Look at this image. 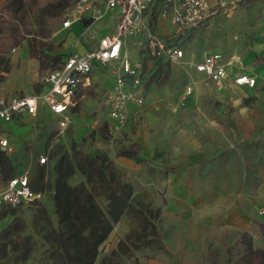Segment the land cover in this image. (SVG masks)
Wrapping results in <instances>:
<instances>
[{
	"label": "crops",
	"instance_id": "1",
	"mask_svg": "<svg viewBox=\"0 0 264 264\" xmlns=\"http://www.w3.org/2000/svg\"><path fill=\"white\" fill-rule=\"evenodd\" d=\"M91 3L92 9L87 12L83 22H74L71 28L60 32L56 27L53 35L45 41L56 40L58 44L60 39L67 38L71 40V49L67 53H84L95 48L101 36L114 33L119 18L118 10L107 8L105 0H91ZM163 5L164 0H156L146 13V21L158 34L168 38L175 37L177 29L172 22L174 8L171 7L170 13L163 16ZM96 9L103 16L97 23H92L90 18L96 14ZM239 10L244 17L240 25L243 31L252 32V38L245 54L237 51L231 53L241 57L244 68L240 70L236 66L228 67L229 76L224 80L223 87L217 86L204 73L194 68L171 64L172 77L164 86L167 87V92L174 87L182 73L188 76V81L177 98L184 100V104L179 105L180 109L167 110V98L159 96L157 99L153 95L145 106L131 105L129 121L119 130H114L115 122L110 118L107 108L103 106L104 111L98 113V117L105 118L111 131L121 136L120 146L133 141L142 145V156L146 161L138 163L118 156V149L113 148L110 152L107 143L100 140V144L98 143L101 151L110 155L123 175L128 177L127 181L133 184V202L151 203L152 207L161 209L167 222L170 220L176 223L172 226L175 230L172 233L173 245L168 246H172L174 250L168 249L164 254L175 255L179 264H214L217 254H221L220 260L230 261L229 248L233 243L229 241L235 238V233L260 232V224L264 221L259 217L260 210L264 209V173L251 175L257 169L264 170V162H261L264 160V0L243 2L237 11ZM155 11L157 20H154ZM236 12L227 18L233 19ZM215 18L217 17L210 19L205 27L212 24ZM90 25L96 31L95 39L84 35L86 27ZM132 38L133 45L127 44L125 54L131 62H143V50L135 43L136 38ZM30 50L26 41L6 55V63L0 64V99L43 95L49 91L50 85L43 77L59 67V64L51 65L50 59L61 53L55 55L52 50L47 51L49 59L42 63L31 57ZM213 52L206 50L200 60L196 55L186 60L199 62L207 53ZM216 52L227 58L231 56ZM6 64L10 65L9 71L4 69ZM240 73L255 77V87L237 85L235 78ZM148 81L147 77L140 89L143 97L144 86ZM89 82L90 85L78 92L80 95L77 94V104H82L88 92L102 84L107 87L104 97L114 87L115 75L111 68L96 63ZM192 82L195 91L185 97V88ZM209 102L212 105L215 103L217 107L206 108L205 105ZM46 107L49 108L39 99L37 115H41L42 121H46V113L43 112ZM73 107L65 115L70 118L68 127L70 124L73 126L71 140L80 143L87 133L85 129L95 122L89 119L87 121L90 123H83L86 119L74 113ZM49 110V118L57 120L60 131L59 122L63 115L54 113L50 108ZM37 115L24 113L15 116L11 122L0 120L16 150L14 156L17 159L20 158V151L26 148L36 150L40 156L57 143L58 134L52 136L48 127L44 131V140L38 139V130L33 123V117ZM136 119H142L138 126ZM83 149L86 153L87 149ZM128 221L130 218L125 215L116 225L110 237L102 244V252L95 264H99L115 248L119 237L122 238L123 233L128 230ZM165 236L169 235L165 232ZM259 236L261 237L260 233ZM171 241L170 237V243ZM12 261L13 256H10L0 261V264H11ZM139 264H144L143 260Z\"/></svg>",
	"mask_w": 264,
	"mask_h": 264
},
{
	"label": "trees",
	"instance_id": "2",
	"mask_svg": "<svg viewBox=\"0 0 264 264\" xmlns=\"http://www.w3.org/2000/svg\"><path fill=\"white\" fill-rule=\"evenodd\" d=\"M77 1L0 0V64L6 63V55L26 41L31 49V57L42 63L49 59L46 53H40L34 45L38 38H41L40 44L45 45L43 41L53 35L65 11ZM154 20H157L156 11ZM142 53L148 83L156 81L159 87L166 86L172 77L171 63L156 59L146 50ZM65 54L67 52L53 56L50 59L53 65H60ZM4 69L9 71L10 65L6 64ZM80 106L81 103H78L73 107V112L79 114ZM55 146L46 151L49 161L45 165L38 163L31 179L32 188L44 191L46 196L29 204L35 207L34 229L49 245V264H95L102 244L125 215L136 221L139 230H131L126 235L128 240L134 238L131 243L126 239L120 241V248L109 253L106 264H116L120 252L127 255L133 250L145 248L166 250L157 224L162 216L161 209L145 201L133 202V184L124 179L123 173L107 152L87 155L83 143L74 139L69 149L59 150ZM142 152V145L133 141L122 145L117 155L139 163L146 161ZM20 166L14 154H8L0 148V176L3 179L22 173L15 172ZM50 171L54 175L51 180L47 175ZM75 177L80 178L77 183L72 182ZM49 195L53 198L52 210L44 203ZM102 198L106 200L105 206L100 202ZM18 211L19 208H2L0 211V223L8 216H14L12 224L0 232V261L13 256L11 264H28L35 250V239L32 236L19 238L26 224ZM260 234L264 239V221L260 224ZM244 262L264 264V248L251 250L244 257Z\"/></svg>",
	"mask_w": 264,
	"mask_h": 264
},
{
	"label": "built area",
	"instance_id": "3",
	"mask_svg": "<svg viewBox=\"0 0 264 264\" xmlns=\"http://www.w3.org/2000/svg\"><path fill=\"white\" fill-rule=\"evenodd\" d=\"M106 7L117 9L119 18L116 30L99 38L96 47L84 53L73 52L62 56L59 67L49 71L43 80L50 89L43 95L13 97L10 100L0 99V120L11 122L15 116L24 113L37 115L39 99H42L56 114L63 115L60 120V133L64 132L70 123L65 113L77 104L78 92L90 85V78L95 64L100 63L111 68L115 75L114 87L102 98V104L109 110L110 118L115 122L114 130H119L127 124L131 114V105L142 107L145 99L140 92L146 74L142 61L131 62L125 50L128 37L136 38L135 43L158 60L171 64L189 66L207 76L217 86L223 87L224 80L229 76L228 67L244 68L240 56L225 57L222 53H207L202 61L186 60L185 50L178 44V39L189 31L205 26L210 19L218 16L229 17L235 13L243 2L252 0H164L161 14L167 16L171 7L174 8L172 22L177 29L175 37H164L155 32L146 21V13L156 0H105ZM92 9L91 0H78L69 7L58 25V31L71 28L74 22L84 21L86 14ZM102 13L96 9L90 20L97 23ZM84 35L96 38V31L87 26ZM194 82L186 86L184 96L194 93ZM237 85L255 87L256 78L240 73L235 78ZM184 100L179 101L183 105ZM0 148L13 155L16 150L12 147L4 128L0 124ZM49 161V154L39 156V165ZM32 169L26 168L22 173L9 179L0 176V210L2 208H21L37 200L45 198L44 191H36L31 186ZM261 213H264L262 211Z\"/></svg>",
	"mask_w": 264,
	"mask_h": 264
},
{
	"label": "rangeland",
	"instance_id": "4",
	"mask_svg": "<svg viewBox=\"0 0 264 264\" xmlns=\"http://www.w3.org/2000/svg\"><path fill=\"white\" fill-rule=\"evenodd\" d=\"M241 8V6H240ZM243 14H241V11H237L235 14V17L227 18L225 16L217 17L213 19V23L210 25H207L206 27L197 28L196 30H193L186 34V36L180 37L178 39V44L185 50L186 52V58H192L193 55H196L197 59L200 60L203 57V54L206 50H213L214 52L220 51L223 52L226 55H231L229 58H231V53L237 51L241 53L242 55L245 54V50L249 46L250 39L252 38V32L243 31L242 26L240 23H242ZM236 25H240L239 27H236ZM235 26V27H234ZM31 39V38H30ZM41 38H38L37 43H35V48L40 53H46L47 51H51V46H55V49L52 50L56 53H64L69 52L71 49V40L64 38L60 39L58 44L56 40H46L43 41L45 45H41L40 41ZM128 46L133 45V38L128 37ZM240 55V54H239ZM51 65L53 64V61L50 62ZM188 81V76L184 73L180 75V78H177V83H175L174 87L170 91H166L165 87H159L157 82L154 81L153 84L146 83L144 86L145 93V104H147V100L149 98H159V96L166 97V105L167 110H178L181 106H179L177 99L182 92L184 85ZM107 87L105 84H102V86L98 87L95 86L92 88L91 91L88 92V96L82 101V104L80 106L79 110V116L86 121H83V123H90L89 121L95 122L88 125V127L85 129L87 133L82 137L83 141V147L87 149L86 154L87 155H93L97 152H102L101 148L99 146L100 142L107 143L110 152H112L114 149H119L121 146V140H119L121 137L118 133H113L111 129L109 128V124L105 120V118L98 117V113H102L104 110L103 104L101 101V98L106 93ZM151 100V99H150ZM214 103V102H213ZM206 104V103H205ZM218 105V104H217ZM206 108H216V104L214 103H207L205 105ZM44 113H46V121L41 120V115L38 114L36 117H33V123H35V126L38 130V139L41 141L44 140V131L46 130V127H48L52 133V136L57 135L56 139V146L55 148L59 150L69 149L71 145V135L73 133V126L70 124V126L65 130L64 133H60L58 126H57V120L55 118H49L50 110L48 107L43 110ZM90 119V120H89ZM89 120V121H87ZM142 119H136V126L141 124ZM44 125V126H43ZM64 135V136H63ZM118 135V136H117ZM100 140V142H99ZM99 143V144H98ZM108 151V150H107ZM19 154L20 158L18 161L20 162V168L16 170V173L23 172L26 168L31 167L33 174L35 173V170L37 169V160L39 153L36 152V150H31L30 148H26L25 150L20 151ZM262 163L264 160L261 161ZM264 166V164L262 165ZM143 171L144 168L142 169ZM142 171V172H143ZM252 171V170H251ZM260 172L264 173V170L260 171L257 169V172H251V175H256L255 173L260 174ZM48 178L51 180L54 175L53 171H50L48 174ZM124 179L127 181L128 177L123 175ZM141 177V176H140ZM80 180L79 177H75L72 179L73 183H77ZM100 202L102 206L106 205V200L104 198L100 199ZM44 203L50 207V209H53V198L52 196H48ZM1 211V210H0ZM264 211V209L260 210L259 217L264 220V213H261ZM35 213V207L33 205H27L24 207L19 208L18 215L24 220L25 227L23 231L21 232L19 238L20 239H26V237L32 236L34 240V252L31 260L28 264H46L48 260L49 254V245L45 243L44 239H42L35 231L33 226V216ZM55 217V213H53ZM162 215V213H161ZM258 215V214H257ZM164 215L160 216L159 221L157 222L158 227L161 232L164 244L166 246V250H154V249H143V250H133L132 253L129 254H123L120 252L116 259V264H139L140 260H143L144 264H179L175 260V255L173 254H167L164 252H168V249L174 250V248L168 247L169 244H172L173 237L172 233L175 232L174 229H172V226H175L176 223L170 222V220L167 222L166 218L164 219ZM14 220V216H8L7 218L3 219L0 223V232L8 227L10 224H12V221ZM259 221H256L255 224H257ZM129 223V224H128ZM126 224L128 226V230L124 232L123 237H119L120 240L117 241L114 249L120 248V241L122 239H126L129 243L132 242V240H128L126 238V235L132 230V231H138L139 225L136 223L135 220L130 219ZM168 228L169 230L165 229ZM171 230V231H170ZM165 232L169 236H165ZM259 231L256 230L254 234H252L250 231L244 232V231H237L235 233V238L229 241V243H233L232 246L229 248V258L230 261H222L219 258L221 257V254H217L214 264H245L244 257L251 251L255 249H263L264 248V239L263 237L259 236ZM261 235V234H260ZM170 237L172 239L170 243ZM173 245V244H172ZM112 251V250H111ZM110 251V252H111ZM102 252V251H101ZM109 252V253H110ZM104 253V251H103ZM107 256L99 263V264H106ZM215 257V256H214ZM222 259V257H221Z\"/></svg>",
	"mask_w": 264,
	"mask_h": 264
}]
</instances>
